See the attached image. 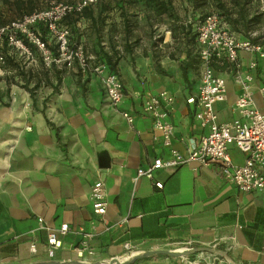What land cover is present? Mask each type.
Returning <instances> with one entry per match:
<instances>
[{
    "label": "crops",
    "instance_id": "obj_1",
    "mask_svg": "<svg viewBox=\"0 0 264 264\" xmlns=\"http://www.w3.org/2000/svg\"><path fill=\"white\" fill-rule=\"evenodd\" d=\"M86 23L82 16L69 24L81 35L72 38L75 47L89 58L84 70L76 63H53L48 69L0 72V264H109L112 259L182 264L179 257L155 252L184 247L216 251L227 264H264V191H238L216 163L189 162L136 178L138 168L169 154L143 111L145 92L164 90L173 97L166 119L174 127V150L185 154L207 133L194 119L195 106L186 103L198 90L199 75L184 81V54L173 53L169 24L158 39L88 43ZM104 55L111 57L123 85L117 106L107 101L92 72ZM238 57L241 76L251 77L254 105L264 113V58L246 52ZM251 62L254 69L248 68ZM215 67L225 81L224 98L214 106L217 122L240 118L234 108L235 73ZM122 112L132 115L131 125ZM229 156L235 165L246 158L233 146ZM98 181L106 192L102 217L92 213L89 197ZM38 218L48 229L68 226L58 235L53 257ZM83 242L87 250L80 253ZM125 243L136 252L128 260ZM31 244L35 254L28 250Z\"/></svg>",
    "mask_w": 264,
    "mask_h": 264
},
{
    "label": "built area",
    "instance_id": "obj_2",
    "mask_svg": "<svg viewBox=\"0 0 264 264\" xmlns=\"http://www.w3.org/2000/svg\"><path fill=\"white\" fill-rule=\"evenodd\" d=\"M98 0H81L75 6H56L50 11L34 13L25 16L20 22L12 23L13 28H18L24 33L27 27L44 22L50 32L56 34L57 52L55 57L47 51L44 43L37 36L28 34V37L37 48L43 52L44 60L49 63H64L71 66L74 62L81 70L89 65V58L83 54L82 48L69 47L66 28L58 31V22L72 12H80L84 8L94 5ZM261 10L264 11V1H261ZM8 31V28L0 29V38ZM196 41L199 58V87L195 95L186 99L188 105L195 106L194 119L198 126L206 129L197 143L192 144L190 149L181 154L172 148L174 127L167 121V116L173 104V97L167 91L152 93L147 91L143 94V111L152 119L153 129L158 133L162 145L168 150L166 159L156 158L147 168H138L136 178H151L153 172L161 169H173L189 162H196L202 166L216 163L224 177L230 181L240 192L264 191V113L254 105L251 91L247 83L251 77L241 76L238 53L246 52L264 58V26L260 31L250 32L248 37L239 38L228 28L227 24L214 13L207 14L196 25ZM6 35V34H5ZM7 42L21 48L20 41H16L11 33L6 35ZM29 40V41H30ZM3 56L0 54V66ZM215 66L225 67L235 73V79L239 84V94L234 108L240 118L232 119L223 123L217 122V114L214 106L222 101L225 93L224 78L215 73ZM92 72L96 74L103 88L105 98L117 106L123 99V85L116 73L110 72L104 64L92 65ZM256 67L251 62L249 69ZM123 118L131 125L133 117L127 112H122ZM233 146L246 155L242 165L232 163L229 156V147ZM161 188L160 183H155ZM91 210L95 216L102 217L106 212V192L103 184L98 181L90 189ZM38 228L46 231L47 254L53 257L55 249L59 245L58 235L68 232L67 224H61L57 230L43 226L42 220L37 219ZM83 233V232H82ZM84 236V233H83ZM89 237V234H85ZM126 252V260L132 258L136 252L128 243L123 245ZM190 247L180 248L176 251L190 250ZM31 254L36 253V246L29 245ZM84 242L81 252L86 251ZM79 257L81 255L79 254ZM188 257V256H187ZM179 257L182 264H227L217 253H204L203 256L189 259Z\"/></svg>",
    "mask_w": 264,
    "mask_h": 264
},
{
    "label": "rangeland",
    "instance_id": "obj_3",
    "mask_svg": "<svg viewBox=\"0 0 264 264\" xmlns=\"http://www.w3.org/2000/svg\"><path fill=\"white\" fill-rule=\"evenodd\" d=\"M11 3L10 9L13 12L8 11V7L2 4V1L0 0V20L3 24H0V29L2 28H8V31H6V35L11 33L12 35L15 36L16 41H20L22 44V47L25 49L17 48L15 45H11L7 42L5 47H2L1 45V38H0V54L3 56V63L0 66V72L3 71V69H19V70H38L42 68H51L53 63L47 64L46 61L44 60V54L42 51H40L38 48L36 51H30L28 47H26L22 39L23 38H28V34L30 35H35L34 32L30 29V26L27 27V32H23L18 28H13L12 23H17L20 22L26 15L23 13L25 9H22V13H20V16H15L17 12H15V7H14V1L15 0H9ZM81 0H33L31 2L32 6V12L31 14L34 13H40V12H45V11H50L51 9L55 8L56 6H75L78 2ZM119 0H98L95 4L99 5L100 4H105L106 8H108L104 13L102 14V22H100L98 29L96 31V27H92L90 25V20L84 18V22L88 23L89 25H85L84 27V39L88 43L95 42L96 39H102L103 41L107 42L110 41L111 39L113 42L114 41H119L123 37V29L122 26L120 25L121 17L119 15V9L118 5L119 4H124V8L127 9L128 12V18L130 21V39L132 42L138 43V40L144 41L149 38L154 37L155 39H158L159 37L162 36V27L166 26V19H161L158 20L159 18H156L153 9L149 7H145L142 5L140 2H137L135 0H123L122 3H118ZM230 0H225V2L229 5L231 3L229 2ZM248 2L247 5H245V8L249 9V16L257 15L258 16V21L259 23L256 24L250 32L253 31H260L261 27L264 26V11L261 10V5L259 7V2L258 0H239L240 3L243 2ZM264 1V0H262ZM101 2V3H100ZM94 4V5H95ZM173 8L176 14L180 18H186V16L191 15V7L190 4L188 3L187 0H172ZM92 5L89 6L92 11L93 15L96 16V7ZM84 9L81 10L80 12H72V19L74 20L72 23L79 21L80 18L83 16L84 17ZM83 12V13H82ZM17 13V14H18ZM199 13H202L203 16L211 13H218L217 9L215 8L214 5H205L201 9H198L196 11V15H200ZM30 14V15H31ZM165 22V23H164ZM168 24V23H167ZM35 25V24H34ZM31 25V26H34ZM154 26H157V28H153ZM69 24H66V21L61 19L58 22L57 29L58 31L62 30V28H66L68 32V42H69V47L74 48L75 44L72 41V38L76 41L80 38L79 32L74 29ZM37 29V28H36ZM4 34V35H5ZM46 41L48 46L51 48V50H56L57 51V41H56V34L53 32H50L48 29L46 31ZM34 44L33 41L30 40ZM83 47V45H82ZM180 48V46H179ZM47 49V48H46ZM175 47L173 48V50ZM47 49L52 55V51ZM193 54H197L196 50L193 49ZM55 57V55H52ZM75 63V62H74ZM56 64V63H54ZM59 64V63H58ZM195 257V256H194Z\"/></svg>",
    "mask_w": 264,
    "mask_h": 264
},
{
    "label": "trees",
    "instance_id": "obj_4",
    "mask_svg": "<svg viewBox=\"0 0 264 264\" xmlns=\"http://www.w3.org/2000/svg\"><path fill=\"white\" fill-rule=\"evenodd\" d=\"M2 4L8 7L9 12H13L10 7L11 3L9 0H1ZM33 0H15L14 7L15 12H21L22 9H25L23 13L26 15H30L32 12V2ZM140 2L145 7H149L153 9V13L156 18H159L160 22L161 19H166V23H168V31L170 32V36L172 40H174L175 47L173 53L174 54H184L183 60L180 62V70L182 73V77L185 82L188 81V75H199V58H198V46L196 41V32L195 27L196 25L205 17L202 13L200 15H196V11L201 9L205 5H214L217 9L216 13L228 26L229 30L239 38H246L248 37L250 30L259 23L258 16L253 15L248 18L247 9L245 5L248 2L240 3L239 0H230L229 2L231 5L227 4L225 0H187L191 7V15L184 17L183 19L180 18L176 12L174 11L172 0H135ZM123 0H119L118 3H122ZM101 3V2H100ZM97 4V3H96ZM94 5L96 7V16L93 15V11L90 7L84 8V18L89 19L92 27H96V31L100 22H102V14L108 8L106 5L100 4ZM119 15L121 17L120 25L123 29V37L122 40L127 43L130 39V21L128 18L127 9L124 8V4L118 5ZM82 12V13H83ZM15 14V16H20V13ZM72 14H67L63 17V20L66 21V24H71L74 20L71 18ZM164 22V23H165ZM0 24H3L0 20ZM37 28V29H36ZM32 32L39 38V40L44 43L45 47L49 50L51 48L48 46L46 41V31L47 25L44 22H37L34 26H30ZM111 40V39H109ZM23 44L30 49V51H36L37 46L30 42L28 38L22 39ZM7 44V37L6 35L1 36V45L5 47ZM180 46V48H179ZM129 45L124 44L123 50L129 51ZM193 49L196 50L197 54H193ZM53 55H56V50H51ZM173 55V54H171ZM101 64H104L107 69L112 72H115V65L111 62V57L104 55V59H101ZM216 68V67H215Z\"/></svg>",
    "mask_w": 264,
    "mask_h": 264
},
{
    "label": "water",
    "instance_id": "obj_5",
    "mask_svg": "<svg viewBox=\"0 0 264 264\" xmlns=\"http://www.w3.org/2000/svg\"><path fill=\"white\" fill-rule=\"evenodd\" d=\"M198 252H207V253H210V252H214V253H218L216 251H210V249H205V248H200V249H190V250H183V251H158V252H155L156 254H166V255H169V256H172V257H187L189 255H193V254H196ZM154 252H148L147 254H145L146 256H149V255H152V254H155ZM74 263V262H72ZM125 262H120L118 261L117 259H112L109 264H124Z\"/></svg>",
    "mask_w": 264,
    "mask_h": 264
}]
</instances>
